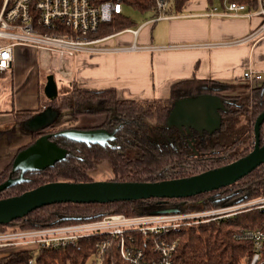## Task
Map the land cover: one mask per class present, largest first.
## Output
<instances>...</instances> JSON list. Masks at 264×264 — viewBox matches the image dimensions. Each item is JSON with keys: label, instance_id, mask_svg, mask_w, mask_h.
<instances>
[{"label": "trees", "instance_id": "obj_1", "mask_svg": "<svg viewBox=\"0 0 264 264\" xmlns=\"http://www.w3.org/2000/svg\"><path fill=\"white\" fill-rule=\"evenodd\" d=\"M122 3V14L116 15L111 23L102 24L97 33L89 38L100 40L116 33L134 29L130 18L124 12L131 6L149 17L157 20L161 11L158 0H119ZM239 4H247L248 9L256 10L255 0H230ZM187 0H169L165 8L166 16L179 15L183 12ZM221 2H224L222 0ZM48 32L56 34L48 30ZM241 87V86H240ZM238 86L213 80L187 79L177 82L171 89L170 99L123 100L118 98L117 89L101 90L75 86L72 92L58 96L48 104L57 112L71 110L73 120L84 115H106L102 126L116 130L115 145H90L72 142L59 137L57 144L68 150L67 159L43 172L28 174L27 182L17 184L0 194V200L23 194L48 182H81L94 181L91 170L97 165L108 162L118 182H160L176 178L204 173L218 169L247 156L252 150L255 139V122L264 112V80L250 86L245 85L242 93H235ZM230 91L229 96L222 93ZM208 93L229 99L226 112L222 113V128L212 136H206L203 141L196 139L192 145L186 144L178 135L171 134L166 126L167 119L175 101L188 96ZM36 113L34 111L17 112L19 122L26 123ZM101 126V127H102ZM35 139L39 134H34ZM39 135V136H38ZM261 144H264V123L261 126ZM33 140V141H34ZM173 141L172 143L169 141ZM30 141L27 148L32 144ZM12 166H7L0 172V185L10 178ZM264 197V163L248 176L236 181L231 186L222 187L213 192L192 196L190 199H165L116 203H61L48 205L32 211L25 218L18 219L10 225H0V233L9 229L33 230L47 228L51 225L75 223L100 219L106 214L148 215L158 206L176 208L181 205L183 211L216 209L222 205L256 200ZM141 206L148 207L143 209ZM249 229L264 231V208L250 209L236 215L233 219L208 222L177 232L163 234L159 240L177 243L173 255L176 264H246L253 256L254 244L251 240L236 238V235ZM101 238L91 237L79 240L75 246L41 249L34 258V253L19 252L2 260L0 264H87L93 255L97 258V250ZM141 248L149 255L156 244V239L141 242ZM103 264H130L120 257L117 245H113L104 256ZM95 259V258H94ZM95 259L94 264H97ZM264 264V261L262 262Z\"/></svg>", "mask_w": 264, "mask_h": 264}, {"label": "built area", "instance_id": "obj_2", "mask_svg": "<svg viewBox=\"0 0 264 264\" xmlns=\"http://www.w3.org/2000/svg\"><path fill=\"white\" fill-rule=\"evenodd\" d=\"M256 10L248 9L247 4L224 0L223 11H215L211 16L225 18H262L258 29L232 45L258 40L264 37V0H255ZM164 4L158 1L161 14L165 19ZM123 6L119 0H0V73L12 68L17 47H30L38 53L58 56L62 61L78 53H114L143 51L139 47L140 30L128 29L113 36L94 40L89 38L97 33L102 24L111 23L116 15L122 14ZM152 20L151 22L157 21ZM48 30L60 33H50ZM131 32L134 43L129 48H110L100 45L118 34ZM100 45V47H94ZM227 45V44H225ZM243 78L259 82L264 76L254 70H248ZM264 208V197L247 203L238 202L222 205L216 209L181 211L177 214L134 215L106 214L100 219L76 221L70 224L51 225L33 230L9 229L0 233V263L5 258L19 252L33 253L41 249L75 246L81 239L100 237L97 250V264H103L101 258L113 246L117 245L120 257L130 264H176L174 253L177 243L159 240L163 234L177 232L182 228L202 225L222 219H233L236 215L253 208ZM141 242L156 239V244L148 255ZM236 238L251 240L254 244L253 256L246 264H262L264 261V231L249 229L240 232ZM31 264L34 261L30 262Z\"/></svg>", "mask_w": 264, "mask_h": 264}, {"label": "crops", "instance_id": "obj_3", "mask_svg": "<svg viewBox=\"0 0 264 264\" xmlns=\"http://www.w3.org/2000/svg\"><path fill=\"white\" fill-rule=\"evenodd\" d=\"M221 1L187 0L179 15L143 23L138 28V44L149 49L78 53L65 61L60 59L63 68L55 72L69 83V90L76 84L96 90L116 88L118 98L123 94V100L138 101L170 99L173 85L187 79L218 80L237 85V80L244 79L248 70L264 76V37L241 45L231 44L256 31L262 18L211 16L215 8L218 12L223 11ZM160 22L162 33L155 36V25ZM128 33L127 41L120 38ZM123 34L107 40L106 46L129 48L134 43L133 35L129 31ZM21 48L24 52L37 53L30 47ZM246 82L250 86L256 84Z\"/></svg>", "mask_w": 264, "mask_h": 264}, {"label": "water", "instance_id": "obj_4", "mask_svg": "<svg viewBox=\"0 0 264 264\" xmlns=\"http://www.w3.org/2000/svg\"><path fill=\"white\" fill-rule=\"evenodd\" d=\"M164 4L166 0H158ZM44 94L49 101L59 96V86L55 75H48ZM166 122V127L178 128L182 133L196 132L200 136H210L222 128V113L226 112L225 101L219 95L202 93V95L188 96L174 102ZM58 117V112L50 107L43 112L36 113L27 126L34 133L52 127ZM264 123V112L255 122V145L253 149L233 163L218 169L204 171V173L190 176V178H176L175 180H161L160 182H48L23 194L3 198L0 200V225H10L18 219L25 218L32 211L61 203H116L139 202L152 199H190L192 196L213 192L222 187H228L236 181L248 176L252 171L264 163V144H261V126ZM64 137L72 142L90 145L106 146L115 140V133L102 129H64L55 134H45L36 139L29 147L18 152L12 165L11 177L0 185V194L11 187L27 182L26 173L43 172L66 160L68 150L57 144L51 138ZM19 172L17 178L13 177ZM181 205L176 208L162 209L150 212L152 214H177L181 212ZM68 220H81L69 218Z\"/></svg>", "mask_w": 264, "mask_h": 264}, {"label": "rangeland", "instance_id": "obj_5", "mask_svg": "<svg viewBox=\"0 0 264 264\" xmlns=\"http://www.w3.org/2000/svg\"><path fill=\"white\" fill-rule=\"evenodd\" d=\"M124 12L129 16L131 27L134 29H138L143 23L149 22L147 21L149 20L147 15H144L142 12L131 6H127ZM161 25L162 22L155 25V36L162 33L160 30ZM151 28L152 27H150V29ZM128 35L129 33L125 35L123 34L120 38L127 41ZM100 45L106 44L104 42ZM100 45L94 47H100ZM21 49V47H18V50L14 53V63L12 68L5 73H0V172H2L8 165L12 166L14 158L18 152L23 147L27 146L30 141L35 139V135H32L33 131L27 126V124L19 122L20 119L17 118V112L31 110L37 113L41 111L43 112L48 107L54 111H58L48 104V99L44 94V86L47 82V76L51 74L55 75L57 86H59V96L66 95L67 91L68 93L72 92V89L69 90V83L60 79L59 73L55 72L57 69L63 68V65L59 62L60 58H58V56H46V52H24L21 51ZM263 80H259V83ZM237 81L239 82L237 86H239L234 94H244L245 92H248L247 90L243 91L248 82L242 78ZM222 95L229 96L230 91L224 92ZM119 98L124 99L123 94L119 95ZM37 107L38 109H36ZM72 114L71 110L58 112L56 122H54L50 129H99L102 123L106 120V115L100 116L89 114L80 117L78 120H73ZM169 141L171 143L173 142L171 140ZM90 172L94 182L112 181L115 178L114 172L111 170V166L108 162H103L97 165V167ZM248 201L253 200L250 199ZM248 201L243 202L247 203ZM141 208L148 209V207L145 206H141ZM167 208L169 207L158 206L155 211H162V209ZM255 209L258 208L255 207ZM33 253L35 258L39 251ZM94 258L96 259V257L92 255L87 264H94Z\"/></svg>", "mask_w": 264, "mask_h": 264}, {"label": "flooded vegetation", "instance_id": "obj_6", "mask_svg": "<svg viewBox=\"0 0 264 264\" xmlns=\"http://www.w3.org/2000/svg\"><path fill=\"white\" fill-rule=\"evenodd\" d=\"M224 101H225L226 111H228V110H227V105L230 104V100L224 98ZM102 124H103V123H102ZM101 126H102V125H101ZM101 126H100L99 129L104 128V129L108 130V131L111 132V133H115V139H116L117 128H116V130H110V129L107 128V127H104V126L101 127ZM165 127H166V126H165ZM167 129H168L169 132H171V134H174V133H175L176 135H178L179 138H180L182 141H184L186 144H188V145H192L193 143H195V142H196V139H199V140H202V141H203V139H204L206 136H210L209 134H204L203 136H200V135H199L198 133H196V132H191V133H189V134L182 133V132H181L178 128H176V127H174V128H170V129L167 127ZM59 131H61V130L50 129V127H48V128H46V129H44V131L39 132V133H34V134H39V135H40L39 138H40L41 136H45V134H55V133H59ZM34 134L32 133V135H34ZM51 140H53V141H55V142H58V141H57L58 138H51ZM113 144L115 145V140L109 142L107 145H113ZM60 145H61V144H60ZM63 148H64V147H63ZM65 149H66V148H65ZM20 151H21V150H20ZM20 151H19V152H20ZM10 174H11V172H10ZM28 174H31V173H26L25 177H26ZM11 175H12V174H11ZM11 175H10V177H11ZM19 175H20L19 172H17V174H16V175H13V177L17 178Z\"/></svg>", "mask_w": 264, "mask_h": 264}]
</instances>
